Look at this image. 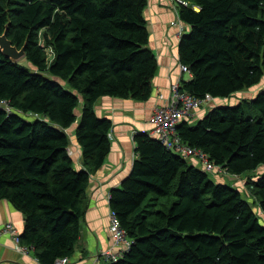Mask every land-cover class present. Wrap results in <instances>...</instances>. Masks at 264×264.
<instances>
[{
	"label": "trees",
	"instance_id": "16d2710c",
	"mask_svg": "<svg viewBox=\"0 0 264 264\" xmlns=\"http://www.w3.org/2000/svg\"><path fill=\"white\" fill-rule=\"evenodd\" d=\"M184 1L189 5L178 7L179 18L189 31L178 55L191 78L180 81V91L222 100L259 85L264 0ZM146 6L147 0H0V34L17 49L25 45L23 59L36 70L0 53V102L12 112L0 108V201L25 216L21 244L39 264L73 255L90 176L110 152L112 122L96 114L95 103L151 97L158 65L147 49ZM79 99L74 134L86 171L74 170L67 154L65 131L77 120ZM191 120L176 128L178 138L229 175L264 167V89ZM133 142L138 159L109 196L132 245L107 264H264V223L241 192L189 166L147 133ZM249 181L264 214V176ZM172 185L176 202L166 212L146 206L150 197H168Z\"/></svg>",
	"mask_w": 264,
	"mask_h": 264
},
{
	"label": "crops",
	"instance_id": "0c3cea01",
	"mask_svg": "<svg viewBox=\"0 0 264 264\" xmlns=\"http://www.w3.org/2000/svg\"><path fill=\"white\" fill-rule=\"evenodd\" d=\"M144 19L149 35L147 49L154 54L158 65L152 80V94L150 99L143 103L109 97H103L104 99L96 102L99 111L97 115L112 122L109 133L111 147L103 166L90 176L84 195V216L80 220L79 238L74 246L73 255L68 258L69 264H104L100 253L110 245L109 196L112 190L121 188L122 182L131 173L133 162L138 159L133 137L139 132L151 136L150 112L156 106H164L170 84L184 78L180 73L178 29L171 25L173 22H181L184 25L182 35L189 31V27L179 18V8H176L171 0H147ZM189 79L187 76V80ZM204 115L205 112L203 114L199 112L197 118H202ZM71 143L74 170L86 171L82 150L76 137L72 138ZM186 161L189 166L200 169L194 159L189 158ZM212 177L220 184L225 180L222 174ZM239 177L241 178V175ZM246 183L247 181L243 179L240 183L237 182V185H244L245 190ZM5 223H11L21 236L25 227V216L8 201H0V230ZM0 264H39V262L33 252L24 255L14 251L12 240L7 235L1 234Z\"/></svg>",
	"mask_w": 264,
	"mask_h": 264
},
{
	"label": "built area",
	"instance_id": "2783aa9c",
	"mask_svg": "<svg viewBox=\"0 0 264 264\" xmlns=\"http://www.w3.org/2000/svg\"><path fill=\"white\" fill-rule=\"evenodd\" d=\"M171 2L176 7H187L189 5L188 2L184 0H171ZM192 8L194 11H198V8H196L195 6H193ZM171 25L178 28L177 37L180 40L182 31L184 30V25L181 22H173ZM180 73L187 74V76L191 78L189 69L184 65H180ZM215 100L217 99H214L209 95H206L202 99H196L186 92H181L180 81H178L177 84L173 87L172 93L166 104L154 110V113L152 114L150 120L152 127L150 135L152 138L159 141L171 153L185 159H194L201 168V170L199 169L200 171L206 174L211 173L212 176L216 174H222L231 179H237L239 178V176L229 175L225 169L214 165L209 160L208 155L203 151L193 149L184 144L180 140V138H178L176 133V128L183 120L192 119L195 112L201 108L215 107L213 106ZM7 106V103L0 102V108L5 110L7 114H11L12 112ZM67 154L69 156H73L70 148L67 149ZM108 226L110 235L113 236L115 243L117 245L125 243V247H123L122 249H118L119 252L117 254L101 252L100 257L106 264L117 262L125 253L130 250V247L132 245V242L127 238L124 230L121 228L118 218L111 211L109 214ZM1 234L7 235L12 240L14 251L24 255L33 252L32 248L26 247L21 244L20 235L11 223H5L2 226L0 230V235ZM54 264H69V259L60 258L55 260Z\"/></svg>",
	"mask_w": 264,
	"mask_h": 264
},
{
	"label": "rangeland",
	"instance_id": "374dc122",
	"mask_svg": "<svg viewBox=\"0 0 264 264\" xmlns=\"http://www.w3.org/2000/svg\"><path fill=\"white\" fill-rule=\"evenodd\" d=\"M45 50L48 53V56H51L52 55L51 51L48 48H46ZM49 62H51V60H49L48 63ZM17 63L19 65H22L24 67H27V69H29L32 72H36L35 68L32 67L31 65L27 64L24 59L18 61ZM183 75H184V78H182V79L184 81H186L187 80V74H183ZM43 76L44 77H47V78L49 77V75H46V74H43ZM51 80H56V79L55 78H52ZM178 81L179 80H176V81H174V82H172L170 84V86H169V94H168V97H167L166 102L168 101V99H169V97H170V95L172 93L173 87L177 84ZM60 83L64 86L65 89L67 88V84L62 83V82H60ZM263 89H264V79L261 81V83L259 85L255 86L253 88H250V89H248L246 91H242V92L236 93L233 96H231L230 98L222 99V100H215L213 106H217V105H221V104H225V105H232L233 104V105H236L237 103H239L242 100H250V99H252L253 97H255V95L260 90H263ZM100 99H102V98H100ZM79 101H80V105L78 106L77 110L75 111L77 120H76V122L71 127H69L65 131L66 132V135L68 137V140H69V147L68 148H70L71 151H72V143H71V141H72V138L75 137L74 131H75V128H76L77 123L79 121V117H80V113H81V109H82L81 108L82 107L81 99H79ZM140 103H143V102H140ZM157 108H160V106L154 107L152 109V111L150 112V116H149L150 117V120H151L152 114L154 113V110H156ZM209 108L210 107H205V108H201L198 111H196L195 114H194V116H193V118H192V120H191V123H195L200 118V117L197 118V113H199V112H202V114L204 112L206 113V111H208ZM94 109L96 111V114H98L99 111H98V108L96 107V103L94 105ZM17 113H18L17 115H19L21 118H23V119H25L27 121L41 120V117L38 116V115L21 114L19 112H17ZM72 153H73V151H72ZM70 157H72V156H70ZM200 170H201V168H200ZM208 176L212 180H214L211 173H208ZM261 176H264V167H261V168H259L258 170L254 171V172H246V173H244V174L241 175V178L239 177L237 179H235V178L231 179V178L225 176V178H224L225 180L223 181V183H225L226 185H228V186H230L232 188H235L236 187L241 192L243 199L253 208V210L256 213V215L259 218V220L264 223V214L260 211V208H259V205L257 203V200L251 195L250 188L246 186V189L244 190V188H243L244 185L243 186H241L240 184L237 185V182L240 183V181H242L243 179L245 181L250 180L249 181V184H250L252 181H255L256 177H261ZM151 198H153V197H150V200H148L146 202V206L153 204V205H155L153 207L155 210L166 212L170 208V206L173 203L176 202L175 185H172L171 191H170V195L168 197H166V198H159V199H156V201H152ZM108 231H109V226H108ZM109 234H110V232H109ZM124 244L125 243H123L121 245H117L115 243L114 239H113V236L110 235V245H109V247L106 250H103L102 253L108 252L109 254H112V253L117 254L119 252L118 249H122L123 247H125ZM104 264H106V263L104 262Z\"/></svg>",
	"mask_w": 264,
	"mask_h": 264
},
{
	"label": "water",
	"instance_id": "95a60500",
	"mask_svg": "<svg viewBox=\"0 0 264 264\" xmlns=\"http://www.w3.org/2000/svg\"><path fill=\"white\" fill-rule=\"evenodd\" d=\"M25 45L20 49H17L11 44V41L8 40L6 32L0 34V53L7 59L11 60L14 63L22 60L25 56L24 53Z\"/></svg>",
	"mask_w": 264,
	"mask_h": 264
},
{
	"label": "bare ground",
	"instance_id": "6f19581e",
	"mask_svg": "<svg viewBox=\"0 0 264 264\" xmlns=\"http://www.w3.org/2000/svg\"><path fill=\"white\" fill-rule=\"evenodd\" d=\"M182 91V90H181Z\"/></svg>",
	"mask_w": 264,
	"mask_h": 264
}]
</instances>
